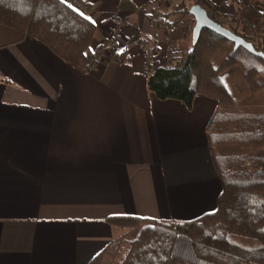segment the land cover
Returning a JSON list of instances; mask_svg holds the SVG:
<instances>
[{
  "label": "crops",
  "instance_id": "obj_1",
  "mask_svg": "<svg viewBox=\"0 0 264 264\" xmlns=\"http://www.w3.org/2000/svg\"><path fill=\"white\" fill-rule=\"evenodd\" d=\"M63 1L95 25L77 66L0 24V264H88L122 234L110 217L191 220L221 191L207 139L217 101L187 108L146 85L190 20L181 0ZM183 1L264 30V0Z\"/></svg>",
  "mask_w": 264,
  "mask_h": 264
},
{
  "label": "trees",
  "instance_id": "obj_2",
  "mask_svg": "<svg viewBox=\"0 0 264 264\" xmlns=\"http://www.w3.org/2000/svg\"><path fill=\"white\" fill-rule=\"evenodd\" d=\"M189 7L183 0L175 6L190 20L171 63L146 71V85L158 99H176L187 108L196 94L217 101L207 126L221 183L216 208L184 221L110 217L113 226L137 231L115 237L88 264H264V35L254 38L219 23L249 41L255 53L234 48L208 28L193 42ZM211 18L216 21L214 13ZM0 24L27 33L71 66L85 61L95 30L63 0H0ZM239 53L245 63L240 84L231 87ZM112 58L123 61L127 55Z\"/></svg>",
  "mask_w": 264,
  "mask_h": 264
},
{
  "label": "water",
  "instance_id": "obj_3",
  "mask_svg": "<svg viewBox=\"0 0 264 264\" xmlns=\"http://www.w3.org/2000/svg\"><path fill=\"white\" fill-rule=\"evenodd\" d=\"M189 12L193 16L194 24L192 27V41L195 42L199 36L202 28H208L215 33L220 34L229 41L233 42L234 47L242 46L249 50L251 53H255L253 46L243 37L233 33L226 27L222 26L218 22L214 21L207 15L205 9L199 4H192L189 7Z\"/></svg>",
  "mask_w": 264,
  "mask_h": 264
},
{
  "label": "rangeland",
  "instance_id": "obj_4",
  "mask_svg": "<svg viewBox=\"0 0 264 264\" xmlns=\"http://www.w3.org/2000/svg\"><path fill=\"white\" fill-rule=\"evenodd\" d=\"M252 22H259L261 23V20L260 19H254V20H250ZM248 22V21H247ZM261 27H262V24H261ZM233 47H234V44H233ZM242 47V46H241ZM235 48V47H234ZM242 49H245L246 51H248L249 53H251L249 50H247L246 48L242 47ZM253 61L255 64H261V59L259 58H253ZM245 63V58L243 56V54L239 53L238 54V63L236 65V67L234 68V71H233V75L229 78V82H230V86L231 87H236L237 85L240 84V75H241V71L243 70V64ZM232 74V71L230 73V75ZM262 101V99H260L259 101V104L260 102ZM137 229H132V230H121L119 231L118 233H124L125 234V237H131V236H134V234L136 233ZM108 257V255L105 256V258Z\"/></svg>",
  "mask_w": 264,
  "mask_h": 264
},
{
  "label": "built area",
  "instance_id": "obj_5",
  "mask_svg": "<svg viewBox=\"0 0 264 264\" xmlns=\"http://www.w3.org/2000/svg\"><path fill=\"white\" fill-rule=\"evenodd\" d=\"M250 2H255V0H246V1H244V5L246 6ZM240 22H241L240 19L239 20L237 19V23H240ZM243 29L247 34H250L254 38H261L264 35V30L261 27L260 21L259 22H252V21L245 22ZM174 50H175V48H172L168 59L165 60V62L162 66L168 65L169 63H171L172 57L174 56ZM92 66H94V63L89 62V67H92Z\"/></svg>",
  "mask_w": 264,
  "mask_h": 264
}]
</instances>
